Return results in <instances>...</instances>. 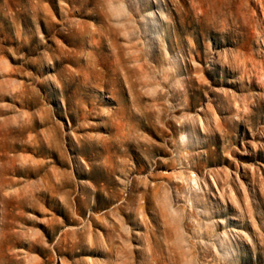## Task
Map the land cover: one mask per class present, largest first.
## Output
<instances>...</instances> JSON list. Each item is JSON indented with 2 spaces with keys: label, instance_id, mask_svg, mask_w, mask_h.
Returning a JSON list of instances; mask_svg holds the SVG:
<instances>
[{
  "label": "rangeland",
  "instance_id": "1",
  "mask_svg": "<svg viewBox=\"0 0 264 264\" xmlns=\"http://www.w3.org/2000/svg\"><path fill=\"white\" fill-rule=\"evenodd\" d=\"M0 264H264V0H0Z\"/></svg>",
  "mask_w": 264,
  "mask_h": 264
}]
</instances>
